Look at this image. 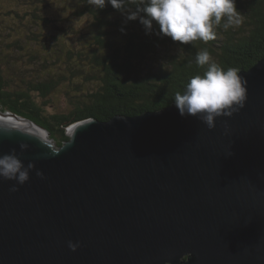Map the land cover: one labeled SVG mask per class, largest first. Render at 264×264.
I'll use <instances>...</instances> for the list:
<instances>
[{"label":"water","instance_id":"1","mask_svg":"<svg viewBox=\"0 0 264 264\" xmlns=\"http://www.w3.org/2000/svg\"><path fill=\"white\" fill-rule=\"evenodd\" d=\"M239 72L245 106L213 129L172 103L57 146L0 106L29 133L0 127V155L35 165L15 192L0 180V264H264V57Z\"/></svg>","mask_w":264,"mask_h":264},{"label":"trees","instance_id":"2","mask_svg":"<svg viewBox=\"0 0 264 264\" xmlns=\"http://www.w3.org/2000/svg\"><path fill=\"white\" fill-rule=\"evenodd\" d=\"M39 1L47 5L46 0ZM51 2L55 4L47 8L51 7L53 11L63 8L68 16L88 17L86 30L78 33L81 47L66 48L65 42L56 38L51 30L47 35L54 39L52 43L47 35L35 40L42 45L51 61H56L59 56L66 57L70 69L73 66L70 57L75 53L78 59L74 68L76 72L82 75L84 82L98 79L99 85L94 90H85L83 82H71L76 93L83 97L75 98L72 108L66 113H48L45 109L47 102H36L30 91L46 97L56 88V82L27 83L25 90H17L10 88L0 74V106L4 111L43 127L57 146L68 139L66 128L77 121L87 118L104 121L115 114L134 116L174 103L175 94L183 93L190 78L202 75L208 67L195 63L198 51L207 49L211 61L225 70L248 69L264 57V0H235L236 10L244 16V27L235 29L230 26L226 29L224 24L227 21L222 20L213 26L214 39L188 44L174 42L170 37L158 34L159 26L155 22L152 31L146 32L139 18L127 19L130 12L136 11L135 4L122 9L106 4L103 9H96L87 0ZM63 3L68 5L58 6ZM37 10L34 7L29 15L45 26L57 27L55 17L40 16ZM34 37L38 35L34 34ZM49 43L51 48L47 49ZM152 59L154 63L150 64ZM82 62L89 65L90 72L81 67Z\"/></svg>","mask_w":264,"mask_h":264},{"label":"clouds","instance_id":"3","mask_svg":"<svg viewBox=\"0 0 264 264\" xmlns=\"http://www.w3.org/2000/svg\"><path fill=\"white\" fill-rule=\"evenodd\" d=\"M87 3L96 9H103L106 4L115 9L135 4L136 11L130 12L127 19L139 18L146 32L152 31L155 22L159 26L158 34L181 44L214 39L216 34L213 26L222 20L227 21L224 24L226 29L240 23L235 0H87ZM195 63L208 67L202 75L190 78L183 93L177 92L173 101L181 116L196 117L208 129H213L218 117H231L245 106L247 79L234 68L225 70L212 62L207 49L197 52ZM0 127L29 134L10 121H0ZM27 147L26 143L20 144L22 150ZM34 167L33 162L25 166L13 149L11 153L0 155V180L15 181L9 189L15 192L18 190L17 185H23L30 179V170ZM36 175L44 178L40 170H36ZM68 246L75 251L79 244L69 241Z\"/></svg>","mask_w":264,"mask_h":264},{"label":"rangeland","instance_id":"4","mask_svg":"<svg viewBox=\"0 0 264 264\" xmlns=\"http://www.w3.org/2000/svg\"><path fill=\"white\" fill-rule=\"evenodd\" d=\"M46 2L47 5L45 6L39 0H0V74L10 88L17 90H25L27 83L56 82V88L46 97H41L34 91H30V93L36 102H47L46 112L66 113L72 108L75 98L83 97L76 93L75 88L70 83L81 81L85 84L83 86L85 90H94L99 85V80L84 82L85 79L82 78V75L74 69L78 65L75 53L70 57L71 63H73L72 69L68 67L66 57L59 56L56 61H51L50 56L45 55L42 45L35 39H42L51 30L56 38L65 42L66 48L80 49L78 33L86 30L89 19L85 16L80 18L68 16V12L63 8L53 11L51 7H47L55 3H52L51 0H46ZM67 5L58 4L62 7ZM34 7H37L40 16L51 15L55 17L57 27L45 26L42 21L39 20L38 22L32 18L29 12L33 11ZM237 14L240 23L232 25L235 29L244 27L243 14L241 12ZM34 34H37L38 37L35 38ZM47 36L52 43L54 39L49 35ZM50 43L47 49L51 48ZM57 52L59 51L57 50ZM150 61V64L154 63V59ZM82 64L81 67L85 71H91L86 62H82Z\"/></svg>","mask_w":264,"mask_h":264},{"label":"bare ground","instance_id":"5","mask_svg":"<svg viewBox=\"0 0 264 264\" xmlns=\"http://www.w3.org/2000/svg\"><path fill=\"white\" fill-rule=\"evenodd\" d=\"M0 119H1V116H0Z\"/></svg>","mask_w":264,"mask_h":264}]
</instances>
